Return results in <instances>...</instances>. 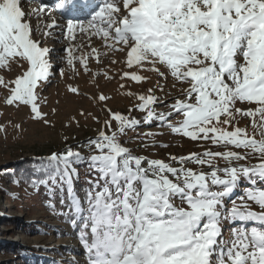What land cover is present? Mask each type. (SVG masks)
Masks as SVG:
<instances>
[{"label": "snow or ice", "instance_id": "6c2138e0", "mask_svg": "<svg viewBox=\"0 0 264 264\" xmlns=\"http://www.w3.org/2000/svg\"><path fill=\"white\" fill-rule=\"evenodd\" d=\"M47 7L41 2L32 15L39 19ZM57 8L84 17L67 18L65 39L74 41L77 32L89 38L99 36L107 48L126 53L129 69L137 67L164 77L158 65L163 66L175 81L188 85L181 89L183 99L177 98L171 111L159 116L152 107L157 103L152 89L148 95L136 96L135 108L146 113L145 122L154 117L167 121L175 113L183 119L178 126L168 125L173 133L245 150L243 154L205 150L202 155L170 156L180 168L135 156L119 143L118 135L139 121L107 109V131L101 129L89 141L98 153L90 156L89 166L98 176L89 181L87 209L74 198L70 203L83 221L80 242L88 264H213L214 256L216 264H264V188L256 187L257 181L264 184V0H102L99 4L63 0ZM57 26L55 21L45 25L42 35L50 36ZM75 51L72 46L65 49L67 64L75 71L78 60L87 71L88 56L76 57ZM50 53L34 37L22 0H0V69L10 70L12 62L21 68L27 64L12 80L0 76V87L9 92L5 103L29 106L32 118L45 124L50 121L40 111L36 90L52 75ZM91 55L99 62L95 48ZM121 78L138 84L147 79L134 72H124ZM68 91L79 94L76 87L69 86ZM108 99L98 96L101 102ZM237 117L250 118L254 134L238 127ZM4 130L0 126V132ZM250 157L259 162L250 167L232 163ZM49 159L58 168L63 166L61 183L68 185L71 198L72 164L81 154L69 148ZM217 159L227 166H215ZM185 162L207 166L210 171L195 172L184 167ZM242 179L252 187L241 200L254 203L260 211L251 210L248 203H234L225 214L224 198L231 196ZM50 180L57 182L56 177ZM30 183L36 187L38 181ZM177 197L179 205L174 202ZM226 219L257 226L237 228L227 246L221 247L225 244L221 224Z\"/></svg>", "mask_w": 264, "mask_h": 264}, {"label": "rangeland", "instance_id": "374dc122", "mask_svg": "<svg viewBox=\"0 0 264 264\" xmlns=\"http://www.w3.org/2000/svg\"><path fill=\"white\" fill-rule=\"evenodd\" d=\"M40 2L33 0L23 7L36 9L40 6ZM99 2L101 3L102 0ZM48 11L55 13L59 20L57 27H60L58 31L51 30L52 34L48 37L42 35L45 28L41 29L35 24L34 16H27L34 37L41 40L42 46L51 50L52 75L48 81L41 82L36 90L37 104L50 123L34 120L29 106L7 105L5 100L9 92L0 87V126L5 129L0 132V219L5 221L0 222V264H88L87 252L80 242L83 221L80 215L70 209V203L74 198L87 209L86 195L91 190L89 181H94L98 176V173L89 166L90 156L98 154L95 148L89 145V141L95 140L99 131L104 129V121L109 119L107 109L139 121L137 125L126 129L125 134L118 135L119 143L130 149L135 156L163 160L173 167L180 168L181 165L172 161L170 156L182 157L190 153L202 155L205 150H232L241 154L245 152L244 149L216 146L211 141L205 140L193 141L173 133L168 125L178 126L183 119L181 115L175 113L167 121L154 117L153 120L145 122L146 113L135 108L139 103L136 96L148 95V89H152L151 94L157 98V103L152 107L159 116L160 113L171 111L170 106L177 98L183 99L181 89L188 85L175 81L163 66L158 65L160 71L165 73L164 77L137 67L129 69L126 65V53L107 48L106 42L99 36L89 38L77 32L74 41L65 39L64 25L69 17H60L50 8L46 9V12ZM34 20L37 21V18ZM107 43L112 41L109 40ZM69 46L76 48L74 52L76 57L88 56L87 71L78 60L75 62V71L67 64L65 49ZM92 48L99 53V62L92 57ZM26 68V63L21 68L12 62L10 70L0 69V76H3L5 81H9L21 75ZM61 71L64 72L63 76L60 75ZM124 72H134L147 79L138 84L127 78L122 79ZM69 86L76 87L79 94L69 92ZM128 92L133 95H127ZM101 94L110 99L99 101L98 96ZM237 107L247 109L249 105L238 104ZM129 109L132 111L129 112ZM237 121L238 127L246 129L249 135L254 134L250 118L237 117ZM16 125L20 127L17 128ZM115 128L116 124L113 122V130ZM256 138L259 140V135H256ZM69 148L81 154V159L74 160L72 164L74 171L71 177V198L68 195V185L61 183L60 173L63 166L60 165L61 169L55 170L58 168L57 162L49 159L53 153L63 154ZM30 160L40 162L41 168L46 171H55L52 177H56L57 182L53 184L49 177L47 183L32 187L13 174L18 167H23V171L26 170ZM258 162L257 158L250 157L248 160L232 163L250 167ZM214 164L220 169L227 166L222 159H217ZM184 167L191 168L195 172L210 171L207 166L191 162H185ZM7 174L14 176L7 178L5 177ZM250 187H252L250 182L242 179L231 196L224 198L222 211L227 214L234 203L237 206L248 203L251 210L259 212L260 209L254 203L241 200V197L245 196L246 189ZM256 187L264 188V184L257 181ZM213 190L219 189L213 188ZM174 202L179 205L180 198L177 197ZM83 215H87L86 211ZM252 226L257 225L231 219L223 220L221 227L225 244L221 247L227 246V242L233 238L234 230ZM70 227L73 235L78 239V248L83 253L81 259L72 258L64 248V242L62 243ZM88 231L90 235V230ZM58 240H61L62 244ZM212 262L216 264L215 256Z\"/></svg>", "mask_w": 264, "mask_h": 264}, {"label": "bare ground", "instance_id": "6f19581e", "mask_svg": "<svg viewBox=\"0 0 264 264\" xmlns=\"http://www.w3.org/2000/svg\"><path fill=\"white\" fill-rule=\"evenodd\" d=\"M26 0H22V9L25 11V13L31 17L32 16V11L33 9H29V8H24V4H28V1L27 3L25 2ZM97 3V2H96ZM56 12V11H55ZM52 13V12H51ZM49 11L46 12L45 15H42L39 19L35 16L33 18V21L35 22V24L41 28V29H44L45 28V25L49 24V23H52V21H55L56 24L59 26L58 22V18L57 16H55V13L51 14ZM57 13V12H56ZM83 17V15L81 16ZM80 17V18H81ZM37 18V21H35L34 19ZM67 18V17H66ZM64 25V24H63ZM66 26V25H64ZM60 27H56L55 30L58 31ZM68 228V227H67ZM71 229V230H70ZM59 241V240H58ZM61 241V240H60ZM59 241V242H60ZM64 242V248L67 249V251L71 254L72 258H75V259H81L82 258V255L83 253L81 252V250L78 248V239L75 238V236L73 235V231H72V228L70 227L67 231V234H66V239L65 241H62V243ZM61 243V242H60ZM61 243V244H62Z\"/></svg>", "mask_w": 264, "mask_h": 264}, {"label": "trees", "instance_id": "16d2710c", "mask_svg": "<svg viewBox=\"0 0 264 264\" xmlns=\"http://www.w3.org/2000/svg\"><path fill=\"white\" fill-rule=\"evenodd\" d=\"M41 163L38 161L30 160L28 163V167L26 170L23 171V167H18L14 170V175L20 178L24 183H27L31 185L32 180L38 181L37 185L39 184H45L41 183V181H47V178L52 177L55 175V171H46L43 168H41ZM61 168H56L55 170H59ZM63 170V169H62ZM13 174H7L5 177L9 178L11 176H14ZM15 178V177H14ZM14 180V179H13ZM0 222H5L4 219H0Z\"/></svg>", "mask_w": 264, "mask_h": 264}]
</instances>
